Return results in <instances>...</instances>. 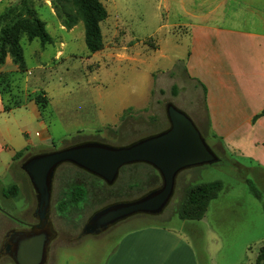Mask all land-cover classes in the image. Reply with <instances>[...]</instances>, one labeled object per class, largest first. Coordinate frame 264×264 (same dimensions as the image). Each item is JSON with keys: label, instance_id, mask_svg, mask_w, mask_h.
I'll use <instances>...</instances> for the list:
<instances>
[{"label": "rangeland", "instance_id": "obj_1", "mask_svg": "<svg viewBox=\"0 0 264 264\" xmlns=\"http://www.w3.org/2000/svg\"><path fill=\"white\" fill-rule=\"evenodd\" d=\"M19 1L0 0V13ZM27 1L45 22L52 43L22 36L27 71L20 72L9 57L0 66V71L11 75L12 94H5L4 101L23 103L4 112L0 96V239L7 230H22L37 220L33 214L35 193L21 168L32 155L81 142L122 146L156 134L169 126L167 103L185 112L208 140L204 91L186 70L190 23L264 31V0H101L107 10L100 23L103 46L92 53L85 45L81 21L65 28L51 0ZM39 89L49 100L46 118L39 116L28 97ZM40 120L47 121L41 124ZM43 127L51 141H45ZM24 148L13 161V154ZM213 148L220 161L180 171L173 195L160 214H134L99 234L81 236L82 226L94 211L136 199L158 187L161 179L146 163L123 166L110 185L76 165L60 164L52 179L49 218L53 251L46 264H105L120 235L144 225L181 230L196 246L208 229L224 241L223 237L231 236L233 239H228L239 250L227 255L214 252L209 264H255V252L241 248L258 236L264 244V174L247 171L249 162L225 153L218 142H213ZM232 159L245 166L237 168ZM242 178L251 181L259 197ZM211 181H220L223 187L204 216L180 219L176 210L185 187ZM12 185L18 187L17 194L5 196L3 191ZM74 186L84 189L83 198L58 211L56 205ZM0 264L14 262L3 253Z\"/></svg>", "mask_w": 264, "mask_h": 264}, {"label": "crops", "instance_id": "obj_2", "mask_svg": "<svg viewBox=\"0 0 264 264\" xmlns=\"http://www.w3.org/2000/svg\"><path fill=\"white\" fill-rule=\"evenodd\" d=\"M188 30L186 70L204 91L208 145L213 150V142H218L225 153L250 164L246 167L232 159L237 168L243 165L249 172L264 174V116L254 120L264 109V31L204 22H192ZM42 129L45 141L50 140L47 127ZM242 179L245 182L248 178ZM209 231L196 246L181 230L162 225L136 226L120 235L105 264H209L214 252L227 255L239 250L230 241L231 236L230 240L223 237L224 241ZM261 241L258 236L244 243L241 250L250 249L256 257ZM52 251L47 250L45 264Z\"/></svg>", "mask_w": 264, "mask_h": 264}, {"label": "water", "instance_id": "obj_3", "mask_svg": "<svg viewBox=\"0 0 264 264\" xmlns=\"http://www.w3.org/2000/svg\"><path fill=\"white\" fill-rule=\"evenodd\" d=\"M165 109L169 126L130 144L114 146L101 142H84L32 155L21 164L35 193V213L39 223L29 231L18 230L12 254L15 264L46 262L47 246L53 236L48 217L52 179L60 164H74L109 185L114 183L123 166L134 163L149 164L160 176L161 184L142 196L114 202L95 211L81 229L82 235H88L99 234L119 220L134 214H160L173 195L176 176L180 171L220 161V157L185 112L172 103H167ZM6 242L8 241L3 240L0 254L7 253L11 256L9 252H4Z\"/></svg>", "mask_w": 264, "mask_h": 264}, {"label": "trees", "instance_id": "obj_4", "mask_svg": "<svg viewBox=\"0 0 264 264\" xmlns=\"http://www.w3.org/2000/svg\"><path fill=\"white\" fill-rule=\"evenodd\" d=\"M55 15L65 28H71L77 22H82L84 29V42L87 49L94 53L100 51L103 46L100 23L107 17V10L101 0H51ZM25 36L29 41L38 39L41 44L52 43V37L48 33L45 22L38 16L35 9L27 0H20L19 3L11 5L0 13V66H2L7 57L18 67L20 72L27 71L25 67L23 49L20 44V38ZM10 73L0 71V96L3 101V111L10 112L13 108L23 105L22 101L13 100L5 102L3 96L11 95ZM36 105L41 118L50 115L48 107V97L42 89L29 93ZM264 116V109L254 116V120ZM203 136V135H202ZM24 148L13 154L12 159L22 155ZM250 184L255 195L259 197L251 181ZM223 185L220 181L202 182L194 185H188L184 189L183 199L177 207L176 214L182 220H200L210 203L217 197ZM18 187L12 185L10 189L4 190L3 194H17ZM84 196V189L81 186L72 187L67 195L58 202L57 209L63 212L68 206L79 202ZM255 264H264V244H262L256 254Z\"/></svg>", "mask_w": 264, "mask_h": 264}, {"label": "flooded vegetation", "instance_id": "obj_5", "mask_svg": "<svg viewBox=\"0 0 264 264\" xmlns=\"http://www.w3.org/2000/svg\"><path fill=\"white\" fill-rule=\"evenodd\" d=\"M92 142H95V141H92ZM81 143H84V142H81ZM80 144V143H79ZM71 164V163H70ZM74 165V164H73ZM82 169V168H81ZM84 170V169H83ZM84 171H86V170H84ZM88 172V171H87ZM90 173V172H89ZM92 174V173H91ZM95 176V175H94ZM97 177V176H96ZM99 178V177H98ZM52 188V187H51ZM52 190V189H51ZM50 206H51V201H50ZM102 208V207H101ZM35 209H36V207H35ZM35 209H34V211H33V214H34V216L37 218V216H36V213H35ZM100 209V208H99ZM97 211V210H96ZM95 212V211H94ZM93 212V213H94ZM49 213H50V211H49ZM92 213V214H93ZM91 214V215H92ZM90 215V216H91ZM48 217H49V214H48ZM50 219V218H49ZM89 219V218H88ZM87 219V220H88ZM51 222V221H50ZM87 222V221H86ZM85 222V223H86ZM39 223V220H38V218H37V220H36V222H34V223H32V224H27V225H25L26 226V228H24V229H22V231H29V230H31L32 228H33V226H35L36 224H38ZM84 223V224H85ZM115 224V223H114ZM111 226H113V225H111ZM108 228H110V226L108 227ZM18 235H19V231H13V230H7L6 231V233H5V237H4V240H6V241H8V242H6L5 243V246H4V252H9L10 254H11V258H12V254L14 253V251H15V241L17 240V237H18ZM82 235V233L80 232V235L79 236H81ZM51 241H52V239H50V241H49V243H48V246H47V250H49L50 249V244H51ZM3 251V250H2ZM1 251V252H2Z\"/></svg>", "mask_w": 264, "mask_h": 264}]
</instances>
